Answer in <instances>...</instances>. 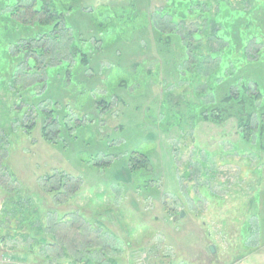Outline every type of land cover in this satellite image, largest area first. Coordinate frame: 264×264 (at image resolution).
<instances>
[{
	"label": "rangeland",
	"instance_id": "obj_1",
	"mask_svg": "<svg viewBox=\"0 0 264 264\" xmlns=\"http://www.w3.org/2000/svg\"><path fill=\"white\" fill-rule=\"evenodd\" d=\"M164 1L82 0L68 20L80 45L91 44L89 65L73 68L72 81L87 92L72 93L77 88L65 69L45 71L63 61L75 66L72 31L38 29L48 6L35 12V0H0V17L11 13L7 23L14 28L0 22L10 37L0 42L7 50L0 55V260L5 254L30 264H68L90 255L98 264H264V152L241 141L237 112L216 102L226 86L223 93L205 94L210 77L219 88L225 85L215 74L218 64L203 63L192 77L182 41L174 36L171 45L158 43V33L168 36L174 28ZM198 1L216 9L213 0ZM229 1L250 8L248 0ZM260 1L253 0L258 33L246 57L256 62L264 55ZM105 6L120 23L111 39L98 16ZM187 8L185 15L193 17L197 8ZM202 20L199 14L180 22L178 33L186 36L198 26L205 33ZM200 50L207 52L204 43ZM261 58L239 72L226 67L231 94L245 77L264 100ZM99 96L109 103L97 104ZM262 100L252 109L253 125L264 121ZM53 103L68 125L49 127L59 147L41 133L47 119L39 110ZM208 104L214 107L204 114L222 115V121H196L195 110ZM175 116L182 117L179 123ZM132 150L150 155L146 191L116 180ZM94 160L107 165L98 168ZM180 210L185 214L177 218ZM22 212H36L35 220H22Z\"/></svg>",
	"mask_w": 264,
	"mask_h": 264
},
{
	"label": "trees",
	"instance_id": "obj_2",
	"mask_svg": "<svg viewBox=\"0 0 264 264\" xmlns=\"http://www.w3.org/2000/svg\"><path fill=\"white\" fill-rule=\"evenodd\" d=\"M130 1V0H129ZM247 1V0H245ZM259 1V0H258ZM80 2L82 0H35L34 2V9L35 12H39L43 7L48 6V9L46 10L47 18L44 20H40L37 26H39L38 29L41 28V26L44 25H50V31H55L57 33L58 29L60 30L62 27L65 30H71V36L74 39V44L72 47V53H74V56L77 61L75 66L70 68V64L61 63V67H56V69L50 68L49 66H46L45 71L48 75L53 74L52 71H57L58 69L63 68L65 69L64 76L68 77L67 79L71 81L72 87H75L77 89L71 88L70 91L72 93L75 92H87V90L84 88V86L77 85L74 83L73 77H74V69L78 66H88L90 63V59L87 55V47H90L91 44L89 42H85L83 44L84 46H81L79 43V39H76V36H78V33L75 29L71 28V25L68 20V16L71 12H74L75 10H78L80 8ZM166 4V7L169 8L173 13L174 17L172 16V24L174 28L173 31L168 36H163V34H159L157 37V41L160 44H166L171 45V39L172 37L176 36L178 40H181L180 49L183 50L186 61H189L190 68L195 69L192 73V77L197 75L198 66H200L203 63H206L207 65H211L212 63L218 64V67L216 69V76L221 78L225 81V85L223 84L220 88L217 82L212 79V77L209 78L210 84L206 86L205 88V94H209V91L211 94H214L217 90L220 93H223L224 86H226L227 89H225L224 94L220 95L219 98H215L216 102L217 100L226 106H232L233 110L237 112V127L238 132L241 138V141L244 143H248L249 146L252 148L258 149V152L263 151L264 152V121H260L259 119V125H253V119H252V109L255 108V102L256 100H262L263 97L262 91H257L256 93H252L250 88L245 83V77H241L242 83L238 86V90L235 94H231L230 88L228 86L229 84V78L224 76V71L226 67L229 65L235 66L237 72L240 70L248 67V65L252 66L253 64H258L262 62V58L264 55L262 53L259 56L260 61H252L247 60L246 57H248L247 49L250 45V42L252 41L253 37L257 35L258 31L257 29V23L258 20L254 16V9H252V6L254 5L253 0H248V5L250 8L246 7L242 2L237 4V7L233 5V3L229 0H213V3H216V9H212V5L210 2L203 3L202 1L198 0H166L164 1ZM132 5V4H131ZM187 5L190 8L196 7L197 12L194 13L193 17L191 14L189 17L185 15V13H188ZM122 6V5H120ZM120 6L117 7L115 11H119ZM258 7H261V9H264V1H260L257 5ZM125 6L121 7L124 8ZM254 7V6H253ZM257 7V8H258ZM98 16L102 17L104 19L103 26V33L105 34V37L108 38L111 35V32L114 29V26H119L120 23L117 22V16L115 15V12L112 13L111 8L108 6L103 7L100 9ZM108 11V13H107ZM165 11H167L165 9ZM184 11V12H183ZM182 12V13H181ZM96 13V12H95ZM201 14L203 18V23L206 26L205 33L202 32V27H197L196 30L189 32L186 36L179 34V23H184L185 21L190 19H193L195 16ZM131 17L134 16V11L131 12ZM165 15V14H164ZM146 16V23H149L150 18L147 15ZM129 17V18H131ZM11 20V13L1 15L0 22L1 23H7ZM52 20V22H51ZM7 28L10 30H13L10 25L7 23ZM60 26H62L60 28ZM138 25H136L135 28H137ZM217 26V28H216ZM100 27V29L102 28ZM132 27H134L132 25ZM1 30L0 29V42H6L9 37V30ZM133 28V29H135ZM47 28H44L46 30ZM211 29V32L208 34L207 31ZM59 32V31H58ZM209 35V36H207ZM211 37L216 38L217 41H219L221 44V47L219 49L213 48L211 46ZM5 38V40H4ZM111 39V37H110ZM205 45L207 52L205 54H202L200 50V45ZM85 47V49H84ZM4 47H0V55H3L7 52V50ZM192 56L195 57L194 60H191ZM258 59V60H259ZM62 62V61H61ZM37 59L34 61L36 64ZM6 65L8 68H15L11 65V61L8 63L6 62ZM64 65V66H63ZM197 68V69H196ZM185 75H190V72L188 70H185ZM62 81H65V78H63ZM61 81V82H62ZM121 83V82H120ZM120 85V84H119ZM127 86V85H125ZM223 88V90H222ZM88 97L87 99H89ZM97 104L103 102L104 104H108L109 101L105 100L106 97L99 96L97 97ZM88 101V100H87ZM106 106V105H105ZM261 106H264V100H262ZM213 104H208L207 106H200L198 107L195 112L197 113L196 121L197 119H203V120H212L220 122L223 119L222 115L219 114H211L209 111H207L208 114L204 110L206 109H212ZM67 110V109H66ZM67 115H70L68 112ZM58 110L56 108V104L53 103V106L50 110H39V115L45 120L44 125L41 127V133L47 142L55 145L56 147H59V141L55 140L53 136L49 132V127L53 124H57L58 126H68L66 123H61L58 119ZM174 121L176 123H179L182 117L175 116ZM175 123V122H174ZM34 123L27 129V132L29 133L30 130L34 127ZM64 129V128H63ZM67 130V129H66ZM62 129H57L56 132H54L56 135H58V139L62 138L61 136ZM255 144V145H254ZM210 156V155H209ZM92 158V157H91ZM93 160V159H90ZM93 166H96L98 168H103L107 165V163L103 162H97L96 160L92 163ZM151 167H152V161L150 158V155L147 151L142 150H132L128 155L126 156V161L124 163V166H122L121 170L116 175V180L123 181L127 184H135V187L141 191H146L151 187ZM140 182V184H137ZM22 220L30 219L32 221L35 220V214L36 212H28L27 214L25 212H22ZM37 219V218H36ZM41 227V226H40ZM65 251V250H64ZM17 257V256H15ZM84 258H73L71 261L72 263L77 262H91L90 255H84L82 256ZM20 257H17L19 259ZM23 261V259H22ZM24 262L30 264L29 262Z\"/></svg>",
	"mask_w": 264,
	"mask_h": 264
},
{
	"label": "built area",
	"instance_id": "obj_3",
	"mask_svg": "<svg viewBox=\"0 0 264 264\" xmlns=\"http://www.w3.org/2000/svg\"><path fill=\"white\" fill-rule=\"evenodd\" d=\"M0 264H27V263L21 260L13 259L9 256L3 255L0 260ZM68 264H98V263L94 261H91V262L82 261V262L68 263Z\"/></svg>",
	"mask_w": 264,
	"mask_h": 264
},
{
	"label": "water",
	"instance_id": "obj_4",
	"mask_svg": "<svg viewBox=\"0 0 264 264\" xmlns=\"http://www.w3.org/2000/svg\"><path fill=\"white\" fill-rule=\"evenodd\" d=\"M184 214H185L184 211L180 210L177 218L184 216ZM210 250L211 252H214L215 251L214 246H210Z\"/></svg>",
	"mask_w": 264,
	"mask_h": 264
},
{
	"label": "crops",
	"instance_id": "obj_5",
	"mask_svg": "<svg viewBox=\"0 0 264 264\" xmlns=\"http://www.w3.org/2000/svg\"><path fill=\"white\" fill-rule=\"evenodd\" d=\"M4 255H5V254H4ZM15 256H16V255H13L12 257H13V258H17V257H15Z\"/></svg>",
	"mask_w": 264,
	"mask_h": 264
}]
</instances>
